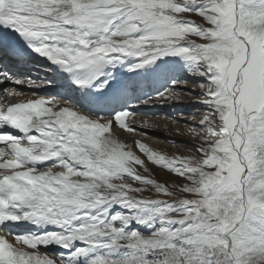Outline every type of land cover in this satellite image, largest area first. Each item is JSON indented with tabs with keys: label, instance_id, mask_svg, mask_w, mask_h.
<instances>
[{
	"label": "snow or ice",
	"instance_id": "1",
	"mask_svg": "<svg viewBox=\"0 0 264 264\" xmlns=\"http://www.w3.org/2000/svg\"><path fill=\"white\" fill-rule=\"evenodd\" d=\"M4 83L0 264H264V0H0ZM183 94L194 152L115 132Z\"/></svg>",
	"mask_w": 264,
	"mask_h": 264
},
{
	"label": "rangeland",
	"instance_id": "2",
	"mask_svg": "<svg viewBox=\"0 0 264 264\" xmlns=\"http://www.w3.org/2000/svg\"><path fill=\"white\" fill-rule=\"evenodd\" d=\"M191 19L196 20L198 23H202V21H200L198 17L193 16L191 17ZM183 87L186 90H192L195 86L192 83H188L186 85H183ZM195 91L199 93L200 89L198 87H195ZM196 98V96H189L187 94H183L181 96L182 102L180 103L169 100H155L153 102H150V104H155L156 106H160L162 109H165L163 111V116H165L164 119L168 120L167 124H163L160 121H156V124H152L155 125V127H141L140 129L142 130L137 129V133L140 134L137 137H129L128 134H122V136L126 135L124 137V139L126 140H129L131 138V140L129 141L130 145L134 144V142L138 140L147 144L154 150L164 152L170 156L187 155L191 149V145L198 143V140L193 139L192 136L189 134L187 124H194L196 123V121L190 120L187 115L181 117L179 113H190L195 111L197 106L193 104V101ZM198 118L199 116H197V120ZM191 150L193 152L195 151L194 149ZM146 163H148V167L153 173V178L157 179L158 181H168L169 183L175 182L177 184L183 183L182 180H180L176 176L171 175L166 170L160 169L147 161ZM143 174L146 176L148 175V173ZM145 195H152V193H145Z\"/></svg>",
	"mask_w": 264,
	"mask_h": 264
},
{
	"label": "bare ground",
	"instance_id": "3",
	"mask_svg": "<svg viewBox=\"0 0 264 264\" xmlns=\"http://www.w3.org/2000/svg\"><path fill=\"white\" fill-rule=\"evenodd\" d=\"M33 75L37 78V77H41V78H43L44 76H45V73H43L42 71H40V70H37V71H35L34 73H33ZM50 75V74H49ZM20 86H22V87H24L23 85H20ZM13 88H15L16 90H17V87H13ZM12 88V89H13ZM35 91H37V92H40L41 94H44V92H42V90L41 89H35ZM60 91H64V89H60ZM31 92L32 91H25V92H23V93H25V95H23V96H21V97H15V96H12V97H9L7 94L6 95H2L1 94V90H0V100H1V98H3V100L5 101H7V100H10V99H17V98H24V99H28V98H35L34 96H32L31 95ZM162 106V105H161ZM165 109H162L160 106L158 107V106H156L155 104H149V105H147V106H141L140 107V114L139 115H137L136 117H135V120L136 121H138V122H140L139 124H137V125H135V127L137 128V129H140L141 127H143L142 126V122L143 121H145V120H147L148 121V123L150 124V125H152V124H156L155 122L156 121H160L161 123H166L167 124V122H168V120L167 119H164L165 118V116H163V111H164ZM131 117L129 118V121L128 122H130L131 121ZM160 125V124H159ZM162 125V124H161ZM155 126V125H154ZM159 127V126H158ZM177 127H179V126H177ZM162 129V128H161ZM115 130V132L117 133V135L119 136V138L120 139H122L124 142H126L127 144H129V141L131 140V138L129 139V140H126V139H124V137L126 136H122V134L124 135V134H128L129 135V137H137V136H139L140 134L139 133H137V131L135 132V133H129V132H127V131H124V130H121V129H119L118 127L117 128H115L114 129ZM140 130H142V129H140ZM158 130V129H157ZM165 130V129H164ZM163 130V131H164ZM175 134V133H174ZM134 135V136H133ZM180 136V135H179ZM123 137V138H122Z\"/></svg>",
	"mask_w": 264,
	"mask_h": 264
}]
</instances>
